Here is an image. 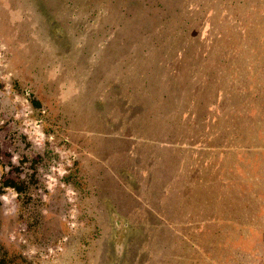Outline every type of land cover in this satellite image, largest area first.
<instances>
[{"label":"rangeland","instance_id":"374dc122","mask_svg":"<svg viewBox=\"0 0 264 264\" xmlns=\"http://www.w3.org/2000/svg\"><path fill=\"white\" fill-rule=\"evenodd\" d=\"M84 114L134 193L116 239ZM20 152L43 211L0 187V239L23 264H264V0H0V176Z\"/></svg>","mask_w":264,"mask_h":264},{"label":"trees","instance_id":"16d2710c","mask_svg":"<svg viewBox=\"0 0 264 264\" xmlns=\"http://www.w3.org/2000/svg\"><path fill=\"white\" fill-rule=\"evenodd\" d=\"M206 82H202V84L204 85ZM85 96H83L84 98ZM81 122L86 120L87 124L84 123H80V126L84 127V131L85 134L83 136H88L89 141L87 142L88 145H90L91 148V154L89 155L88 159H89V166L92 169L91 171L93 173H95V175L98 177L99 182L94 183L93 184V193L95 196L97 197H101L102 200L100 201L101 204H104L105 206H107L108 211H110V209L112 210L113 213V224H114V234L113 236L115 237V239L117 238V236L121 237V235H123V228L121 226L122 221H120V219L116 216L118 215V207H120V204L122 202L126 203L125 199H130L132 200V196H134V193H132V189H131V185H123L122 183H124V181L126 179H119L118 177H116V180L112 181H108L106 179V177L104 178L102 173L98 172V155L100 154V144L97 143V136L99 133H101L102 131H100V129H94V128H89V127H85V125H90V121L88 120V117L84 114L81 115ZM19 137L18 142L20 144H23V142L25 141L23 136L20 135V133L17 134ZM8 138H10L8 136ZM138 141V140H136ZM162 142V141H160ZM111 143V140L108 138L105 139V142H103V145L105 148H108L109 145ZM164 143V142H162ZM26 146H28L29 148H31L25 141L24 143ZM168 146H172V145H168ZM121 149L126 151V152H130V153H140L139 152V147H136V149H134L133 147H131V144L121 140ZM170 151L172 153V155L176 156L177 154H180L182 152V149L180 148H174V147H169ZM31 153L33 151H30ZM46 152H49V150H47ZM18 157H19V163L20 165H16L14 166V169L18 172L19 175H23V177H18L16 179H14L15 177H13L12 175H10V171H6V173L2 174L0 176L1 180H0V187H11L16 193H17V202H18V206H17V211H19V209L25 208L27 207L29 210V206L31 205L32 208L35 209H31L30 215L29 217L31 218L32 221L39 219L41 217H39L41 214V212L43 211L42 206L40 204V200L36 199L33 196V191L36 188L34 185L31 186L28 184V182L25 183V181L23 180L25 176H33L34 178V182L37 181V179L35 178V171L36 168H41L39 165H37V159L41 158L42 156H38L37 154H34L33 156H31L28 152H20L18 153ZM167 158V157H166ZM165 158V160H166ZM182 157L180 156L179 159H181ZM136 162H138L136 159L132 158L131 161L129 163H126V161L121 160V165L122 168H124V170L122 171V175L123 176H130L131 174H135L136 175H140L142 176V171L139 169L140 167H137ZM24 164V165H23ZM166 164V163H165ZM164 164V165H165ZM167 165V164H166ZM114 169V168H113ZM91 172V173H92ZM116 176V175H115ZM33 178L30 177L31 182L30 183H34L33 182ZM164 178L162 175H159V177H156L154 183L152 184V187L156 186L157 189V196H158V200L159 201H164L166 199V197L160 199L161 197H163L164 195H166L167 193V188H168V179H166L165 181H163ZM162 181V182H161ZM138 183V187L137 188V192H135V195L137 198H144L143 195V188L141 187L140 183ZM152 189V188H151ZM113 190V196L115 198H111L108 197L107 193ZM106 193L104 195V193ZM20 194H22L25 204L21 205V197ZM122 197H119V196ZM125 197V198H124ZM116 201H115V200ZM129 201V200H128ZM118 202V203H117ZM130 202V201H129ZM165 202V201H164ZM31 203V204H30ZM118 204V205H117ZM117 208V210H116ZM108 216L110 217V212L108 213ZM0 221H1V212H0ZM123 225V224H122ZM24 263V258L22 257V255L20 254L19 251H14L13 253H9L6 249L5 243H3L0 239V264H23ZM29 261L26 262V264H28Z\"/></svg>","mask_w":264,"mask_h":264},{"label":"crops","instance_id":"0c3cea01","mask_svg":"<svg viewBox=\"0 0 264 264\" xmlns=\"http://www.w3.org/2000/svg\"><path fill=\"white\" fill-rule=\"evenodd\" d=\"M72 84H73V87H75L76 92H78V91H77V83H76V80H75V81H72ZM78 93H79V92H78Z\"/></svg>","mask_w":264,"mask_h":264}]
</instances>
